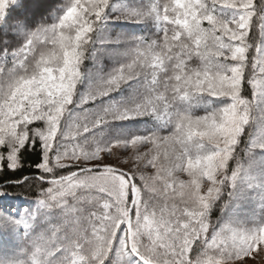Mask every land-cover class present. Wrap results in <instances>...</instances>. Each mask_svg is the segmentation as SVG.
<instances>
[{
    "label": "snow or ice",
    "instance_id": "snow-or-ice-1",
    "mask_svg": "<svg viewBox=\"0 0 264 264\" xmlns=\"http://www.w3.org/2000/svg\"><path fill=\"white\" fill-rule=\"evenodd\" d=\"M0 264H264V0H0Z\"/></svg>",
    "mask_w": 264,
    "mask_h": 264
}]
</instances>
